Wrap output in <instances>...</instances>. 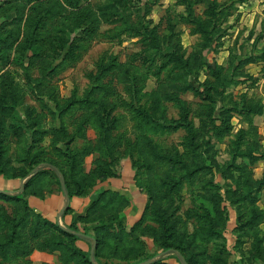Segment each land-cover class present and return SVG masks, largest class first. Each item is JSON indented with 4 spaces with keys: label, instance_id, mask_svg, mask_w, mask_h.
Listing matches in <instances>:
<instances>
[{
    "label": "rangeland",
    "instance_id": "rangeland-1",
    "mask_svg": "<svg viewBox=\"0 0 264 264\" xmlns=\"http://www.w3.org/2000/svg\"><path fill=\"white\" fill-rule=\"evenodd\" d=\"M0 178V264H264V0H0Z\"/></svg>",
    "mask_w": 264,
    "mask_h": 264
},
{
    "label": "trees",
    "instance_id": "trees-1",
    "mask_svg": "<svg viewBox=\"0 0 264 264\" xmlns=\"http://www.w3.org/2000/svg\"><path fill=\"white\" fill-rule=\"evenodd\" d=\"M208 12H209V14L211 16L214 15V12H215L214 5L209 8V11ZM152 40L155 41L154 40V36H152ZM175 59H176V65H178L180 68H184V69L187 68V63L184 62L182 58H180L179 56L176 55V58ZM84 100H86V99L78 100L76 98H71V99L68 100L67 104L64 106V109L66 110L67 108L75 105L78 102L79 103H82ZM144 112L147 114V112L145 110H139L138 113L141 116H144ZM171 126H173L174 128L183 127L185 129L186 134H187L186 135V142H187V144H189V145H191V144L193 145L194 144L193 143V140H194V132L192 130L191 124L186 119V116H182L179 120L172 121V125ZM104 140H106V134L105 133L103 134V141ZM105 145L107 146V144H105ZM107 149H108V146H107ZM55 170H56V168H55ZM0 196L12 197L11 195H9L7 192H5L3 190H0ZM19 196L20 195H18L16 197H19ZM156 220L160 224V227H161V236H160V248H161V252H166V251H168V250L171 249V244H169V237L171 236V234L169 232V226L167 225L166 220L163 217H161V216H157V219ZM223 222H224V224H223L224 225V228H226V226H227V214L226 215L223 214ZM54 226L56 227V229H58V231H60L61 233L65 234L67 236H70L72 238H77L79 236V235H76V234H74V233L66 230V228H63L58 223L57 224H54ZM70 226H71V228L72 227L74 228V225L72 223L69 224V228H70ZM62 244L63 245L64 244L67 245L65 242H62ZM174 248H175V250L178 249V247H174ZM71 250H72V254H77V252L79 253L77 255H80L79 256V259L80 260L82 259L79 262V264H92V262L90 261L89 255H88V257H86V261H85L84 258L81 257L82 253L79 250H76L75 248H73ZM185 261L187 262V259H185Z\"/></svg>",
    "mask_w": 264,
    "mask_h": 264
},
{
    "label": "crops",
    "instance_id": "crops-1",
    "mask_svg": "<svg viewBox=\"0 0 264 264\" xmlns=\"http://www.w3.org/2000/svg\"><path fill=\"white\" fill-rule=\"evenodd\" d=\"M21 181L22 180H18V179H6V180H1V178H0V187H5V188H14V187H16L17 185H21ZM62 209V208H61ZM60 209V210H61ZM88 236V235H87ZM82 237H85V236H82ZM86 238H91L90 236L89 237H85V239ZM41 254H37V255H39V257H42L43 259H41V260H43V261H46V262H48L49 264H51V261H55V259L53 258V254L52 253H47V252H40ZM33 254H34V252H33ZM33 254H31V256L33 255ZM178 260H179V258H178ZM178 260H177V258H173V257H171V258H169V260H167L168 261V263H170V264H179V262H178ZM175 261H177V262H175Z\"/></svg>",
    "mask_w": 264,
    "mask_h": 264
},
{
    "label": "water",
    "instance_id": "water-1",
    "mask_svg": "<svg viewBox=\"0 0 264 264\" xmlns=\"http://www.w3.org/2000/svg\"><path fill=\"white\" fill-rule=\"evenodd\" d=\"M60 177H61V179H62V189H63V191L65 192V184H64V182H63V176L60 174ZM23 184H24V179L21 181V188H20V191H22V189H23ZM64 210H65V208H62L61 210H60V212H59V215H61L63 212H64ZM60 226H62L60 223H58ZM63 227V226H62ZM64 228V227H63ZM66 230H68V231H70V232H72V233H74V234H76V235H79V236H85V237H89V236H87V235H85V234H83V233H80V232H78V231H71V230H69V229H66ZM94 247H95V242L93 243V245H92V248H91V250H90V253H89V258H90V261L92 262V264H97L95 261H94ZM173 252L176 254V256L179 258V260L182 262V264H187V262L185 261V258L183 257V255L180 253V252H178L177 250H173ZM150 262H152V260H147V261H145V262H142V263H139V264H149Z\"/></svg>",
    "mask_w": 264,
    "mask_h": 264
}]
</instances>
